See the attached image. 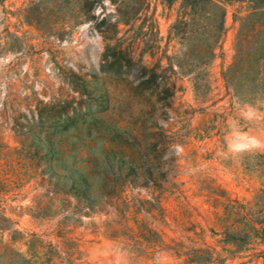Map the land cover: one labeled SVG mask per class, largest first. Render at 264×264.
<instances>
[{"label":"rangeland","instance_id":"rangeland-1","mask_svg":"<svg viewBox=\"0 0 264 264\" xmlns=\"http://www.w3.org/2000/svg\"><path fill=\"white\" fill-rule=\"evenodd\" d=\"M215 3L219 36L183 0H0V264H264V59L227 83L250 10Z\"/></svg>","mask_w":264,"mask_h":264},{"label":"trees","instance_id":"trees-1","mask_svg":"<svg viewBox=\"0 0 264 264\" xmlns=\"http://www.w3.org/2000/svg\"><path fill=\"white\" fill-rule=\"evenodd\" d=\"M249 4V14L242 19L239 33L236 37V55L231 68L225 73L227 83H232L238 91V78L244 79L246 84L256 89L261 84V61L264 59V0H245ZM216 0H183L184 17L180 18L175 26L182 25L183 29L189 25L184 18L191 17L194 25L203 19L209 21V35L219 36L222 32L223 12L215 3ZM195 31V29H194ZM208 58L213 56V47L210 46ZM157 70L151 71L157 75ZM247 81V82H246ZM239 92V91H238Z\"/></svg>","mask_w":264,"mask_h":264}]
</instances>
